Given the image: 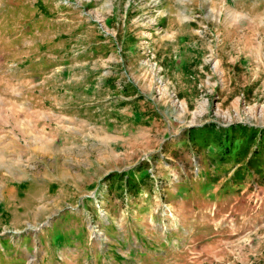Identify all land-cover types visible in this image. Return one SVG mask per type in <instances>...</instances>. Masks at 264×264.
Listing matches in <instances>:
<instances>
[{"label":"rangeland","instance_id":"rangeland-1","mask_svg":"<svg viewBox=\"0 0 264 264\" xmlns=\"http://www.w3.org/2000/svg\"><path fill=\"white\" fill-rule=\"evenodd\" d=\"M0 264H264V0H0Z\"/></svg>","mask_w":264,"mask_h":264}]
</instances>
